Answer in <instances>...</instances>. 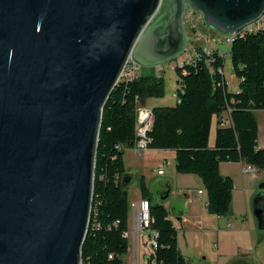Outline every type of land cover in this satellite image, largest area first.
I'll return each instance as SVG.
<instances>
[{
    "label": "water",
    "instance_id": "95a60500",
    "mask_svg": "<svg viewBox=\"0 0 264 264\" xmlns=\"http://www.w3.org/2000/svg\"><path fill=\"white\" fill-rule=\"evenodd\" d=\"M186 8L228 36L264 0H0V264H82L103 107L130 57L185 54Z\"/></svg>",
    "mask_w": 264,
    "mask_h": 264
},
{
    "label": "trees",
    "instance_id": "16d2710c",
    "mask_svg": "<svg viewBox=\"0 0 264 264\" xmlns=\"http://www.w3.org/2000/svg\"><path fill=\"white\" fill-rule=\"evenodd\" d=\"M228 54L236 90L228 89L223 73L225 58L214 51L209 58L200 54L182 67L177 63L176 103L153 107L152 126L147 132L148 149L174 151L176 172L193 174L201 180L207 194V211L215 216H227L231 208L232 180L220 174L221 162L242 161L256 171L264 168V149L257 147L254 116L255 111L264 110V28L238 36ZM163 95L161 75L139 73L132 79L119 80L103 107L82 264H125L130 175L123 153L137 140V107ZM224 113L228 114V125L221 118ZM213 117L219 121L211 148L208 142ZM139 191L141 198L149 202V229L157 232L148 262L188 264L178 248L177 229L143 177L139 179ZM163 194L159 192V196Z\"/></svg>",
    "mask_w": 264,
    "mask_h": 264
},
{
    "label": "crops",
    "instance_id": "0c3cea01",
    "mask_svg": "<svg viewBox=\"0 0 264 264\" xmlns=\"http://www.w3.org/2000/svg\"><path fill=\"white\" fill-rule=\"evenodd\" d=\"M179 62L180 61L177 62V60H175L170 63L175 65ZM166 64L167 63L158 66L140 65V73L157 74L159 72V67ZM157 75H161V72ZM236 88L237 85L234 90H236ZM142 106L152 109L153 107L162 105H160L157 100H154V98H150L147 99ZM254 116L258 127L257 147L264 149V110L255 111ZM221 118L225 125L229 124L227 113L222 114ZM218 121L219 119L217 117H213L208 142L211 148L214 145L216 122ZM212 126L215 127L213 134L211 133ZM152 154L159 155L162 163L166 160V162H168V164H166L168 167L171 165L170 174H166V177L160 178L165 176V171L162 175L156 173L161 167V164H158L156 171H152L151 174L147 171L145 160L150 158ZM123 158L126 173L130 175V183L136 176H138L139 179L143 177L148 190L155 198L158 197L157 193L159 194V192H168V196L165 199H156L166 208L168 216L174 226V220H176L179 221L181 223L180 226L183 227L181 221L184 217H188L196 227V230L214 237V248H217V244L218 246L220 245L221 252L219 254L199 257L202 253H197L196 260L200 258V263L196 264H264V230L258 229L257 220L253 215L255 198L258 195L264 197V188L262 189L263 191H257L258 184L263 182L262 185H264V168L253 173H244L243 169L247 164L242 161L221 162L219 164L220 174L232 180L231 208L229 215L215 216L207 211V194L201 180L193 174H180L176 172L174 151L148 149L138 154L134 148H129L124 150ZM164 167L165 165L163 169ZM154 179H157V182H153L154 189L151 190L149 185ZM182 180L186 182V185H184L185 183ZM178 183L180 184L179 187H177ZM129 185L127 190L129 189ZM137 188V193H134L132 197H130L128 193L129 203L137 202L142 199L139 191V182ZM173 188H175V191L179 192V197L171 201L169 207H166L164 203L170 198L172 190H174ZM196 188L198 189L195 193L194 191ZM187 191H190V194H186L185 192ZM199 191H202V193H199ZM129 212L127 228V231L130 232V235L127 237L129 247L127 254L124 256V261L126 264L125 257L129 254L134 263L140 264V256H142L143 246L146 245V238L141 239L138 233L132 232L135 222L133 211L130 208ZM175 228L177 227L175 226ZM146 233L147 238L150 240L151 232L146 231ZM177 241L181 254L188 264H192L190 260H193V258L191 259L190 255H185L183 253L187 245L186 242L183 243L180 237H178V230Z\"/></svg>",
    "mask_w": 264,
    "mask_h": 264
},
{
    "label": "built area",
    "instance_id": "2783aa9c",
    "mask_svg": "<svg viewBox=\"0 0 264 264\" xmlns=\"http://www.w3.org/2000/svg\"><path fill=\"white\" fill-rule=\"evenodd\" d=\"M201 16L194 12L192 9L186 8L183 15V24L188 37V46L185 51L186 56L178 63L179 67H182L183 63L195 61L199 58L200 54H204L207 58L214 52L218 53L221 57H227L232 42L239 36L242 37L246 33L256 32L259 29L264 28V14L254 23L244 27L241 31L233 35H220L205 28L201 24ZM176 65V64H175ZM141 66L132 57H130L122 71L120 79H132L140 73ZM219 72H222L219 70ZM184 75V72H182ZM176 97V95H175ZM153 121L152 110L139 106L136 110V136L137 140L134 145V149L138 154L148 150L147 132L150 130ZM168 164L166 160L163 165L157 170L158 175L164 173L163 166ZM255 168L251 165H246L243 169L244 173H253ZM202 193V191H199ZM129 208L133 211L134 225L132 232L139 233L141 231H150V223L152 221L149 212V202L146 199H140L137 202L129 203ZM151 232V246H155L154 238L157 236V232ZM130 232L124 233L125 237H128Z\"/></svg>",
    "mask_w": 264,
    "mask_h": 264
},
{
    "label": "rangeland",
    "instance_id": "374dc122",
    "mask_svg": "<svg viewBox=\"0 0 264 264\" xmlns=\"http://www.w3.org/2000/svg\"><path fill=\"white\" fill-rule=\"evenodd\" d=\"M184 57H185V54L179 56L176 59L177 62L181 61ZM174 66L175 65L172 63H167L166 65L159 67V70H158L159 71L158 73L161 72V78L163 79V83H164V95L159 98H154V100H157L162 106H172L176 102L175 91L177 88V82H176L177 75L174 70ZM223 73L228 83L229 90L234 91V88L237 85V80H236V77L232 73V66H231L230 59L228 56L225 57ZM214 129L215 127L212 126V131H211L212 134L214 133ZM161 161L162 160L159 155L152 154L150 158L145 160V166L147 167V171L150 172V174L152 171H156L158 164H161V166L163 165ZM170 167L171 165L169 167L165 165L164 167L165 176H162L160 178H164L166 177V174H170V171H171ZM138 182H139L138 176H136L131 181L129 185V189H128L129 190L128 193L130 197H132L134 193H137ZM153 182L154 183L157 182V179H154L152 183L149 185L151 190L154 189ZM183 182L185 183L184 185H186V182L185 181ZM262 184L263 182L257 185V189H258L257 191L264 190L263 188H262L263 190L259 188ZM179 186L180 184L178 183L177 187ZM173 189L174 190H172L170 198L167 200V202L164 203L166 207H169V204L171 203V201L179 197V192L175 191V188ZM197 189L198 188L195 189L194 191L195 193ZM185 193L190 194V191H187ZM181 222H182L183 227L180 226L181 223L179 221L174 220L175 226L177 227L176 229L178 230V237H180L183 243L186 242V245H187V248H184L183 253L185 255H190L191 259L193 258V260H190V263L192 264L200 263V258L196 260L197 258L196 255H198L197 253H202L199 256V257H202V256H211L213 254L214 255L219 254L221 252L220 245L218 246L217 244V248L213 247V243L215 241L214 237L207 233H202L196 230V227L193 225L192 221L188 217H184ZM138 235L141 239L146 238L145 240L146 245L143 246L142 256H140V261H141L140 264H155L154 261L148 262V257L150 253L152 252L151 239L149 240L147 238L146 231H141L138 233ZM125 260H126V264H136L134 263V261L131 260L129 254L125 257Z\"/></svg>",
    "mask_w": 264,
    "mask_h": 264
}]
</instances>
